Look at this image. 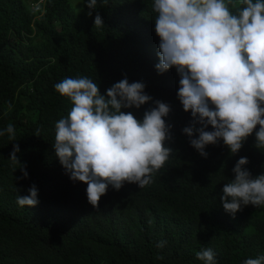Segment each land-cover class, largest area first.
Masks as SVG:
<instances>
[{
	"label": "trees",
	"instance_id": "1",
	"mask_svg": "<svg viewBox=\"0 0 264 264\" xmlns=\"http://www.w3.org/2000/svg\"><path fill=\"white\" fill-rule=\"evenodd\" d=\"M152 4L108 0L102 7L98 0L90 16L83 0H45L36 13L27 0H0V131L10 123L15 128V140L0 136V264H204L196 258L204 249L213 251L216 264L264 256V206H243L232 216L220 202L239 158L247 157L244 167L253 177L264 173V148L255 147L259 126L235 155L222 140L205 147L206 157L191 147L182 132L191 115L176 96L179 75L175 68L155 70ZM97 14L102 29L93 26ZM83 76L102 95L124 78L144 83L152 101L122 109L137 119L156 100L170 106L164 119L171 139L164 146L172 152L153 183L109 185L98 208L87 201V185L69 179L53 148L55 124L71 108L54 86ZM14 143L20 165L9 160ZM20 166L26 179H17ZM32 185L38 204L19 206L18 195ZM160 241H166L162 248Z\"/></svg>",
	"mask_w": 264,
	"mask_h": 264
},
{
	"label": "clouds",
	"instance_id": "2",
	"mask_svg": "<svg viewBox=\"0 0 264 264\" xmlns=\"http://www.w3.org/2000/svg\"><path fill=\"white\" fill-rule=\"evenodd\" d=\"M83 3L91 16L98 0ZM107 3L101 0L102 7ZM31 10L41 12V5L34 4ZM152 11L159 38L155 70L163 74L175 68L179 75L176 96L183 111L191 115L182 132L190 138L191 147L206 157L205 147L222 140L235 155L259 126L255 147L264 148V0H153ZM93 26L104 28L99 14ZM54 88L71 103L67 116L55 124V155L71 181L87 185V201L93 208H98L109 185L119 190L125 183L139 188L153 183L172 152L164 146L171 139V125L164 119L170 112L168 104L154 101L155 107L146 110L142 120L122 111L140 109L152 101L144 83H129L127 78L112 84L103 95L86 76L64 78ZM209 126L211 131L206 130ZM194 132L198 137L193 139ZM5 133L15 140L11 123L0 136ZM17 152L19 146L14 143L9 154L14 164H19ZM248 162L247 157L239 158L232 169L234 179L222 188L220 202L232 216L243 206H264V173L253 177L244 167ZM20 171L17 179H26L24 167ZM37 197L32 185L27 195H18L17 204L34 207ZM165 244L160 241L157 247ZM196 258L216 264L211 249L197 252ZM243 264H264V256L245 259Z\"/></svg>",
	"mask_w": 264,
	"mask_h": 264
},
{
	"label": "built area",
	"instance_id": "3",
	"mask_svg": "<svg viewBox=\"0 0 264 264\" xmlns=\"http://www.w3.org/2000/svg\"><path fill=\"white\" fill-rule=\"evenodd\" d=\"M27 2L30 8H32L34 4H37V3H39L40 5L44 4L45 0H27Z\"/></svg>",
	"mask_w": 264,
	"mask_h": 264
}]
</instances>
